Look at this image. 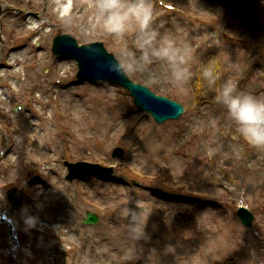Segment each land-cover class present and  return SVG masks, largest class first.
<instances>
[{"label":"rangeland","instance_id":"obj_1","mask_svg":"<svg viewBox=\"0 0 264 264\" xmlns=\"http://www.w3.org/2000/svg\"><path fill=\"white\" fill-rule=\"evenodd\" d=\"M10 1L37 11L52 0H32L33 5L30 0ZM87 1L89 6L75 13L78 23L58 17L54 28H45V17L52 14L35 18L45 28L40 33L29 29L25 15L9 10L1 15L0 59L4 51L18 57L15 71L0 69L3 81L13 86V91L0 90V126H16L18 131L13 142L0 128V186L22 189L37 203L24 199L14 215L10 207L4 210L20 245L12 263L11 240L0 223V264H27L26 253L46 264H264V155L255 152L253 157L250 150L224 138L238 132L215 101L216 89L226 81L234 82L239 91L264 98V2L172 0L181 12L165 14L150 0L151 17L143 33L132 20L123 35H116L99 27L93 0ZM199 18H219L221 23L200 26ZM58 31L79 43L102 41L116 60L122 52L131 53L135 70L126 71L127 78L154 93L176 95L184 114L156 125L134 107L121 87L77 82L75 63L51 53ZM222 32L241 46L228 42ZM19 35L27 36V49L8 53L6 47ZM165 39L189 50L186 66L192 75L188 80L195 91L187 87L188 80L181 86L174 84L167 63L152 55ZM23 51H27L24 62L19 57ZM209 63L219 75L214 86L202 76ZM223 68L230 69V78L220 75ZM55 95L66 115L60 123L74 129L81 144L69 138L65 127H58L50 106L38 119L34 117L37 104L33 109L25 105L26 97L48 103ZM200 130L212 136L192 139L201 135ZM30 137L36 139L35 145ZM7 144L15 147L8 150ZM115 148L122 152L119 160L111 158ZM64 159L119 166L107 180L84 177L67 182ZM44 166L50 171L43 176ZM31 167L37 171L30 172ZM4 193L0 191V199ZM240 204L256 216L250 230L237 219ZM28 211L37 215L35 226L56 236L31 232ZM85 212L98 215L99 223L82 225ZM71 228H76L73 234Z\"/></svg>","mask_w":264,"mask_h":264},{"label":"clouds","instance_id":"obj_2","mask_svg":"<svg viewBox=\"0 0 264 264\" xmlns=\"http://www.w3.org/2000/svg\"><path fill=\"white\" fill-rule=\"evenodd\" d=\"M92 7L99 27L116 35H123L132 20L140 25L143 33L151 17L150 0H93ZM144 43H149V40ZM152 55L167 63L172 81L177 86L190 77L186 66L189 56L187 47H178L174 40L165 39L160 47L152 50ZM99 67L123 75L126 71L135 70V60L131 53L125 51L119 60ZM202 76L209 86H214L219 79L215 65L211 63L203 67ZM215 101L224 107L245 143L254 148H264V98L239 91L234 82L226 81L216 89ZM26 222L29 226L35 223L32 218Z\"/></svg>","mask_w":264,"mask_h":264},{"label":"bare ground","instance_id":"obj_3","mask_svg":"<svg viewBox=\"0 0 264 264\" xmlns=\"http://www.w3.org/2000/svg\"><path fill=\"white\" fill-rule=\"evenodd\" d=\"M77 2L78 3H82L83 2V0H77ZM49 5L51 6V7H55V12H58V10H60V3H59V1L58 0H52L50 3H49ZM66 10V8L64 9V11ZM26 23H27V25H32L33 23H36L37 24V22L36 21H34V20H31V19H28L27 21H26ZM37 25H39V24H37ZM40 27H38V28H36L37 30L39 29ZM34 31V30H33ZM25 54V52H23L22 54H19V57L20 56H22V55H24ZM18 57V55H15V57H13V58H17ZM42 58H45V56H42ZM61 68V67H60ZM54 108H58V101H56L55 103H54ZM60 109H61V111H62V113H63V115H64V106L63 105H60V107H59ZM64 116H66V115H64ZM66 127H68V128H70L69 126H67V125H65ZM70 129H72V128H70ZM73 131H74V133L75 134H77L76 133V131L74 130V129H72ZM77 138H78V134H77ZM80 139V138H79ZM226 146V145H225Z\"/></svg>","mask_w":264,"mask_h":264},{"label":"water","instance_id":"obj_4","mask_svg":"<svg viewBox=\"0 0 264 264\" xmlns=\"http://www.w3.org/2000/svg\"><path fill=\"white\" fill-rule=\"evenodd\" d=\"M128 82V81H127ZM125 86H127V83L124 84Z\"/></svg>","mask_w":264,"mask_h":264}]
</instances>
